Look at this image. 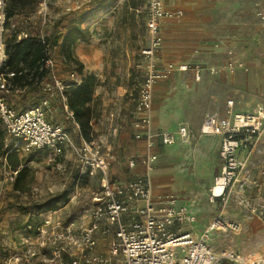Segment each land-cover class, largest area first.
Segmentation results:
<instances>
[{
	"label": "rangeland",
	"instance_id": "obj_1",
	"mask_svg": "<svg viewBox=\"0 0 264 264\" xmlns=\"http://www.w3.org/2000/svg\"><path fill=\"white\" fill-rule=\"evenodd\" d=\"M261 2L264 3V0H223L220 5L203 7L201 13L209 17L207 26L214 30L215 43L220 44L225 38L239 35V53L243 51L244 41L258 37L260 42L257 40V47L264 51V23L256 15L257 4ZM147 11L148 0H42L34 12L13 18L10 25L16 23V27L14 24L9 26L7 32V35L12 34L19 27L34 35L49 36L52 42L58 39L54 50V73L66 83L70 82L73 73L80 74V68L84 74L96 75L99 80L95 90L99 116L93 124L94 138L111 145V153L116 159L112 161L110 174L123 180L135 177L127 170L125 162L132 151L127 143L132 137L134 97L145 76V60L140 55V49L149 43ZM184 18L185 14L162 22L163 44L159 60L165 33L185 31L169 22L183 21ZM232 48L237 54L236 48ZM179 55L183 57L184 53ZM170 62L176 66L199 65L204 69L210 66L195 62ZM246 66L249 70L241 72L247 90L230 98L226 93L230 83L236 81L238 71L224 69L219 74H211L205 70L201 80L197 81L199 88L189 90L190 94L183 97L186 115L190 118L186 121L195 124L196 118L217 113L228 116V100L234 101L232 113L253 111L264 104V81L259 87L262 93V99H259L260 95L254 94L259 88L248 87V76L252 70L247 61ZM261 68L264 71L263 65ZM179 81L195 82V79L191 71H178L160 83L173 85ZM207 86H214V95L208 94L210 89H206ZM44 93L42 90L30 92V87H27L19 93L9 92L7 97L16 109L21 110L41 106L46 97ZM243 98L246 99L243 102L248 104L258 99L260 102L244 107L239 104ZM51 107L54 110L47 114L48 120L63 125L72 138L81 143L80 132L57 91L51 99ZM104 151L107 152L106 148ZM16 154L20 168L27 169L29 184L24 191L16 190L14 175L4 158L0 157V264H60L58 256L62 254L58 250L61 251L63 245L65 228L90 224L89 213L94 206L93 196L101 188V176L83 175L78 158L69 151L58 155L53 148L46 147L28 153L19 150ZM206 169L211 177L206 198L214 212L212 217L222 212L226 221L235 220L242 224L238 233L230 230L214 232L209 242L217 251L232 248L247 255L264 256V220L252 216L240 203L239 182L227 190L224 201H210V187L216 178L221 177V166L212 163ZM261 170H264V133L252 153L248 170L242 175L248 187L261 180ZM63 192L67 194L66 201L58 203L55 210H46V202ZM26 208L32 209L28 211ZM209 220H199L198 228L197 224L193 228L203 234ZM114 239L113 230L106 236L98 234V251L107 254ZM62 258H66L65 254Z\"/></svg>",
	"mask_w": 264,
	"mask_h": 264
},
{
	"label": "built area",
	"instance_id": "obj_2",
	"mask_svg": "<svg viewBox=\"0 0 264 264\" xmlns=\"http://www.w3.org/2000/svg\"><path fill=\"white\" fill-rule=\"evenodd\" d=\"M5 6L6 0H0V62L6 58ZM147 13L149 43L140 49V55L145 60V76L134 97L133 139L138 145L125 162L129 171L141 166L143 172L133 178L123 180L110 174L112 161L116 157L103 141L94 138L88 142L81 137V143H77L63 125L48 120L47 114L54 110L51 99L56 91L73 120V112L69 110L64 91L73 83L79 84L82 79L78 73H73L68 83L59 79L54 73V55L48 50V45L44 67L49 74L42 84V91L47 95L41 106L16 109L6 96L9 93L8 83L5 75L0 73V120L11 148L16 152L22 150L28 153L51 147L58 155L69 151L78 158L83 175L101 176V188L93 196L94 206L89 213L90 224L65 228L63 245L58 253L65 254L66 258L59 255L60 264H264V256L247 255L232 248L217 251L209 242L214 232H240V223L226 221L222 215H218L211 220L204 233L199 234L193 229L197 216L190 206L179 203L173 194H155L151 172L159 158L160 148L177 141L190 143L193 139L188 123L181 124L175 131H153L150 112L155 86L176 71L192 70L194 79L200 81L202 68L162 64L159 60L158 54L163 44L161 24L167 19L180 17L183 12L168 8L164 0H148ZM256 15L264 23V5L257 4ZM21 36L27 38L30 33L22 31ZM40 37L45 43L44 36ZM229 55L230 59L224 67L226 71L247 70L244 62L233 57L232 51ZM219 70L216 67L209 68L212 74H217ZM13 75L8 74L10 77ZM228 107L230 110L233 108L232 101L228 102ZM73 124L80 132L74 120ZM263 133L264 104L249 112L230 111L228 116L213 114L203 119L200 134L221 138V177L216 178L210 188L212 201H224L227 190L237 182L240 191L244 192L242 175L248 170L251 155ZM10 171L15 179L17 172ZM241 176L242 180L239 179ZM219 179H224V186L217 194L215 187ZM254 187L259 194V201L256 203L243 194L240 203L252 216L264 220V170L261 180L254 182ZM112 230L115 239L109 244L108 253L102 254L98 251V234L106 236Z\"/></svg>",
	"mask_w": 264,
	"mask_h": 264
},
{
	"label": "crops",
	"instance_id": "obj_3",
	"mask_svg": "<svg viewBox=\"0 0 264 264\" xmlns=\"http://www.w3.org/2000/svg\"><path fill=\"white\" fill-rule=\"evenodd\" d=\"M164 1L168 8L181 10L183 14L180 17L185 14V18L183 21L169 22L170 25L180 26L184 28L185 31L181 33L175 31L172 34L165 33L163 51L161 52L160 59L161 62L165 63L170 61H184L188 63L195 62L198 64H209L210 66L206 69L199 65L195 66H199L202 68V75H204L205 70L209 71V68L213 67L220 69L217 73L219 74L222 70H224L226 63L230 59L229 52L232 51L233 57L235 59L244 62L245 65L247 61V63L251 67L252 71L248 76V78H250L248 87H261V84L264 81V78L262 77L264 71L263 68H261L262 65L264 66V51H261L257 47V40L260 42V39L258 37H255L246 42L242 40L244 41L243 51H240L239 53L237 49L238 47H240V44H238L240 43L239 35L238 37L234 35L232 36V38L223 39L220 42L221 45L219 43H215L214 30L210 29L207 26V24L209 23V17L204 16L201 13L203 7L208 5H220L223 0ZM260 4L264 5V3L262 2ZM232 47L236 48L237 54ZM180 52L184 53L183 57L179 55ZM248 70L249 69L247 68V70L244 71ZM189 71H191L193 74L192 70ZM237 71L236 81H232V84L229 82L230 89L226 93V96L228 98L234 97L237 94H244L247 90L246 83L242 81V69H237ZM198 85L199 84L196 80L195 82L179 81L173 85H171L170 83L159 82L155 86L153 106L150 112L152 118V129L155 132H158L160 130L175 131L183 123H188L191 127L193 139L190 143H182L181 141H177L175 144L162 146L160 148L159 158L151 172V177L156 195L160 196L167 193L173 194L177 198L179 203L187 204L192 208L197 216V222L194 224V226L197 224V228L200 224L199 220L204 221L211 218L208 222L209 224L211 220L216 217H212L214 214L212 206L211 204L207 203V186L211 183V177L206 168L212 163H214L218 167L222 165V161L219 157L221 138L215 135L200 134V126L205 117L196 118L195 124L186 121L190 118L186 115V109L184 103L182 102L183 97L190 94L189 90L191 91L199 88ZM205 88L210 89V91H208V94H210L211 96L214 95V86L210 88L207 86ZM260 90L261 88H259L254 94H259V99H262V93L259 92ZM228 94H230L231 96ZM259 99L255 102L253 101L251 104H248L247 102H243L244 100L246 101V99L243 98V100H241L239 104L247 107V105L251 106L253 104H258V102H260ZM225 100H227V98H225ZM229 101L233 102V107L234 101H227L228 111L232 112L233 108L230 110L228 107ZM95 122L96 121H94V123ZM133 132L134 130H132V137L128 140L127 143L128 146L132 147V151L138 145V143L133 139ZM100 141H103L105 143V140L100 139ZM107 147L108 149H111V145ZM130 172L136 176L143 172V168L141 166H138ZM246 186L247 185L245 183V190L244 192L240 191L239 195L241 196L244 194L246 197L257 203L259 201V194L256 188L254 187V185V188L251 186H247L246 188ZM210 201H212L211 198ZM218 215L223 214L221 212ZM193 229L197 231L196 227Z\"/></svg>",
	"mask_w": 264,
	"mask_h": 264
},
{
	"label": "trees",
	"instance_id": "obj_4",
	"mask_svg": "<svg viewBox=\"0 0 264 264\" xmlns=\"http://www.w3.org/2000/svg\"><path fill=\"white\" fill-rule=\"evenodd\" d=\"M41 2L42 0H6V33L4 38L6 58L0 62V73L6 77L9 92L16 93L17 89L21 92L27 87H30V92H37L42 90V84L47 80L49 72L44 67L47 58V45L48 50L54 55L58 39L52 42L49 36H44V43L40 35L32 33L25 38L21 36V32L26 30L19 27L12 34L7 35L9 26L16 25L15 23L10 25L13 18L34 12ZM79 72L82 75L81 82L79 84L73 83L64 91V95L70 111L73 112V120L79 125L81 137L90 142L94 139V121L99 116L98 99L95 97L99 80L93 73L84 74L81 68ZM10 73H14V75L8 76ZM8 140L0 120V157L4 158L6 165L12 171L17 172L13 184L14 188L18 191H24L29 184L27 169L20 168V160L16 151L11 148V143H7ZM66 196V192H63L53 197L46 202V210H55L58 203L66 201ZM26 209L30 211L32 208Z\"/></svg>",
	"mask_w": 264,
	"mask_h": 264
},
{
	"label": "bare ground",
	"instance_id": "obj_5",
	"mask_svg": "<svg viewBox=\"0 0 264 264\" xmlns=\"http://www.w3.org/2000/svg\"><path fill=\"white\" fill-rule=\"evenodd\" d=\"M262 104H260L259 106H261ZM224 186V179H219L218 184L215 187V192L218 194L219 192H221L222 188Z\"/></svg>",
	"mask_w": 264,
	"mask_h": 264
}]
</instances>
